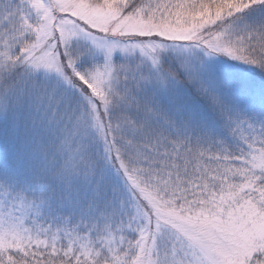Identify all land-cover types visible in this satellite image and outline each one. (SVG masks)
Wrapping results in <instances>:
<instances>
[{
  "label": "snow or ice",
  "instance_id": "6c2138e0",
  "mask_svg": "<svg viewBox=\"0 0 264 264\" xmlns=\"http://www.w3.org/2000/svg\"><path fill=\"white\" fill-rule=\"evenodd\" d=\"M0 264H264V0H0Z\"/></svg>",
  "mask_w": 264,
  "mask_h": 264
},
{
  "label": "trees",
  "instance_id": "16d2710c",
  "mask_svg": "<svg viewBox=\"0 0 264 264\" xmlns=\"http://www.w3.org/2000/svg\"><path fill=\"white\" fill-rule=\"evenodd\" d=\"M242 68H244V69H247V68H248V66H246V65H243V66H242Z\"/></svg>",
  "mask_w": 264,
  "mask_h": 264
}]
</instances>
